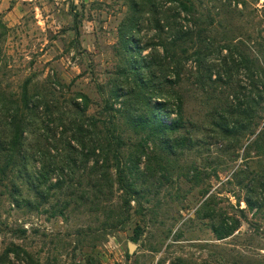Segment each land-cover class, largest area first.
Returning a JSON list of instances; mask_svg holds the SVG:
<instances>
[{"label":"rangeland","instance_id":"rangeland-1","mask_svg":"<svg viewBox=\"0 0 264 264\" xmlns=\"http://www.w3.org/2000/svg\"><path fill=\"white\" fill-rule=\"evenodd\" d=\"M195 1L198 11L216 19L211 31L216 48L209 59L219 65L226 53L220 52L222 44L227 40L238 43L257 66L255 82L243 69L235 74L231 88L220 82L208 98L198 89L195 64L189 60L176 88L183 93L185 118L198 144L175 155L165 154L162 159L152 142L143 141L144 134L135 133L126 124L121 112L123 98H112L113 89L130 81L120 73L123 60L118 40V28L129 9L127 0H0V90L18 98L25 80L31 79L29 91L55 105L54 115L46 119L50 125L32 122L26 148L29 157H35L30 160V170L48 166L54 180L66 183L51 198H40L37 210L15 208L4 193L6 180L0 184L1 264H133L137 257L140 264H161L162 260L169 264L176 257L193 264H264V210L258 214L247 211L241 228L224 240L216 239L210 218L197 215L206 198L212 200L213 207L238 213L233 207L236 195L243 197L246 189L229 179L242 167L246 169L242 174L245 183L256 178L252 183L255 190L257 180H264V149H246L264 128V100L258 104L255 122L240 135L239 144L215 135L210 123L213 104L233 101V89L242 86L246 95L252 88L263 89L264 0ZM164 11L165 15L174 12ZM185 16L181 13L178 21L186 23ZM148 17L144 16L138 34L143 43L154 35ZM216 69L221 71V66ZM78 93L90 98L87 124H93L91 117L95 116L101 120L98 125L113 119L125 141L121 148L124 160L140 157L141 145L146 152L140 160V204L132 201L129 214L122 209L123 191L117 185L111 200L95 199L90 183L101 172L92 168L93 158L85 161L77 142L72 140L74 148L67 144L72 132L58 117L73 114L78 118L71 103ZM107 99L120 109L110 116L104 108ZM77 100L82 106L83 101ZM40 111L43 115V108ZM254 129L256 134L251 135ZM71 157L77 160L69 162ZM23 191L26 197L34 198L27 185ZM70 191H86L90 196L78 203L76 196L68 195ZM258 192L264 193L260 188ZM67 200L72 203L64 214H52ZM241 205L246 207L244 201ZM20 227L27 229L23 237L14 232ZM138 227L141 236L134 241ZM130 242L137 245L133 252ZM13 245L21 248L20 254L10 251L6 256Z\"/></svg>","mask_w":264,"mask_h":264},{"label":"trees","instance_id":"trees-1","mask_svg":"<svg viewBox=\"0 0 264 264\" xmlns=\"http://www.w3.org/2000/svg\"><path fill=\"white\" fill-rule=\"evenodd\" d=\"M127 1L129 9L118 28V40L119 54L122 55L123 60L120 73L130 81L113 89L112 98L114 101L123 98L125 105L121 112L123 117H126V124L135 133L144 134L143 141L152 142L163 159L165 154L175 155L180 150L183 152L198 144L197 138L192 135L190 123L185 118L183 93L176 88L182 80L183 68L189 60H193L195 64L197 71L195 82L198 89L208 98L213 97L212 94L215 93L216 86L220 82L231 88L235 74L243 69H247L255 82L254 71L257 66L248 54L241 50L238 43L229 40L225 41L220 48V52L223 53V50H226V53L219 65L209 59V55L216 48L215 39L211 38L213 36L212 27L216 19L211 14L198 11L195 0ZM167 4H169L168 7H166ZM164 8L174 12L165 15L163 14L165 13ZM181 13L186 14V23L178 21ZM146 14L149 15L148 19L154 35L143 43L138 34L142 30ZM203 22L207 25L202 26ZM147 49L150 51L146 55L143 54ZM217 66H221V71L216 69ZM30 82L31 79L25 80L18 98L9 97L0 90V119H2L0 120V184L6 180V192L4 193H8V198L15 208L37 210L41 205L38 201L40 198H51L56 195L57 190H63V185L66 183L63 179L54 180L53 173L48 166L46 168L43 165V169L41 167L39 171L29 168L30 160L35 157H29L26 135L34 121L41 122L45 126L50 125L46 119L47 116L54 115L55 106L50 104L45 96L38 98L39 95L31 93L29 91ZM241 88L242 86L231 92L233 101L227 104L216 105L214 103L210 113V123L216 129L215 135L235 139L237 144L240 143V135L255 122L258 104L264 100V79L262 91L252 88L249 90L250 95H246ZM78 98L83 101L82 106ZM114 101L106 100L104 108L108 116L111 112L120 110L115 107ZM71 103L73 110L77 111L78 118H75L73 114L60 115L58 118L61 125L66 127L69 125L72 132L68 146L74 148L72 140L77 142L85 161L93 158L92 168L95 172H101L100 177L90 183L95 199L98 198V201L101 198L103 201L111 200L117 185V188L123 191L122 209L129 214L133 209L132 201L140 204L139 195L143 191L138 181L140 160L146 152L142 150L141 145V149L138 150L141 151L140 157L130 158L129 161L124 160L121 148L125 145V141L122 134L115 129L113 119L104 120L102 125H98L100 119L95 116L91 117L95 119L93 124H87L85 118H89L86 111L90 105V98L84 93H78L77 98L72 99ZM41 108L44 110L43 115L39 114ZM93 134L102 135V137L94 138ZM250 134L255 135L256 129L251 130ZM90 143L91 146L88 145ZM252 148L264 149V128L259 131L255 139L246 145L247 150ZM75 159L77 160L71 157L69 162L76 161ZM245 173L246 169L242 167L229 179V182H235L242 189H246L243 197L240 194L236 195L237 203L233 205L239 214H230L223 211L221 207H213L212 200L208 198L197 211V215L201 218L212 220L211 229L218 240L234 235L241 228L242 220L248 218L247 211L258 214L264 210V193L258 192L259 188L264 191V180H257L259 185H256L255 190L252 183L256 178L245 183L242 177ZM24 185L34 192V198L24 195ZM79 194L81 193L76 191L68 193L70 197L76 196L75 200L78 203H82L88 193L82 191V194ZM242 201L245 202L246 207H242ZM71 203V200H67L62 209L54 210L52 214L58 215L59 212L61 215L64 214V209L68 208ZM14 232L23 237L27 229L20 227ZM140 236V227H138L133 240L137 241ZM10 248L6 256L10 251L16 254L21 252V248L17 245ZM160 262L165 264L166 261ZM34 264L39 263L34 262ZM133 264H140V259L135 258ZM169 264L193 263L183 257H176L170 260ZM203 264L216 263L206 261Z\"/></svg>","mask_w":264,"mask_h":264},{"label":"water","instance_id":"water-1","mask_svg":"<svg viewBox=\"0 0 264 264\" xmlns=\"http://www.w3.org/2000/svg\"><path fill=\"white\" fill-rule=\"evenodd\" d=\"M136 247H137V245L134 242H130L129 243V250H130V252H133Z\"/></svg>","mask_w":264,"mask_h":264}]
</instances>
